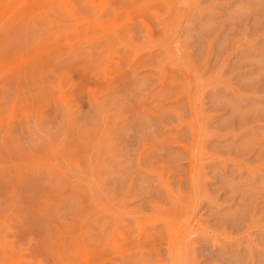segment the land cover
<instances>
[{"label": "rangeland", "instance_id": "rangeland-1", "mask_svg": "<svg viewBox=\"0 0 264 264\" xmlns=\"http://www.w3.org/2000/svg\"><path fill=\"white\" fill-rule=\"evenodd\" d=\"M0 264H264V0H0Z\"/></svg>", "mask_w": 264, "mask_h": 264}, {"label": "bare ground", "instance_id": "bare-ground-1", "mask_svg": "<svg viewBox=\"0 0 264 264\" xmlns=\"http://www.w3.org/2000/svg\"><path fill=\"white\" fill-rule=\"evenodd\" d=\"M150 26H151V25H150ZM195 136H196V135H195ZM192 147H193V146H192ZM194 162H195V161H194ZM192 164H193V166L195 167V163H192ZM169 224H171V223L169 222ZM143 231H147V230H145V228H144ZM175 241H176V240H175ZM172 242H173V241H172ZM169 248H170V250H171V249L173 248V245L171 244Z\"/></svg>", "mask_w": 264, "mask_h": 264}]
</instances>
